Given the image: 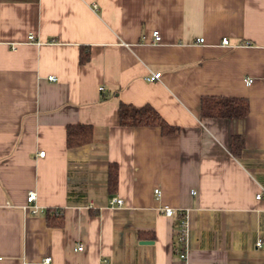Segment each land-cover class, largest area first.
<instances>
[{"label": "crops", "instance_id": "obj_1", "mask_svg": "<svg viewBox=\"0 0 264 264\" xmlns=\"http://www.w3.org/2000/svg\"><path fill=\"white\" fill-rule=\"evenodd\" d=\"M213 95L246 97L251 110L202 117ZM121 102L152 105L176 132L120 125ZM83 123L93 141L68 148V126ZM259 192L264 0H0V264H264ZM53 208L63 225H48Z\"/></svg>", "mask_w": 264, "mask_h": 264}, {"label": "trees", "instance_id": "obj_2", "mask_svg": "<svg viewBox=\"0 0 264 264\" xmlns=\"http://www.w3.org/2000/svg\"><path fill=\"white\" fill-rule=\"evenodd\" d=\"M90 59L89 48L82 47L81 62ZM249 99L238 96H205L201 101V116L216 118H243L250 111ZM119 123L122 126H157L162 133L171 135L177 127L168 123L161 114L150 104L141 107L121 102L119 110ZM94 126L92 124H71L67 130V147L76 148L91 144L94 139ZM245 148V138L241 134H233L231 137L230 150L235 157H241ZM119 167L118 163L109 164L108 188L111 194L118 187ZM47 223L50 226H61L64 223L62 208H53L47 211Z\"/></svg>", "mask_w": 264, "mask_h": 264}, {"label": "built area", "instance_id": "obj_3", "mask_svg": "<svg viewBox=\"0 0 264 264\" xmlns=\"http://www.w3.org/2000/svg\"><path fill=\"white\" fill-rule=\"evenodd\" d=\"M99 7V5L97 3L94 4V8L97 9ZM154 34V38H155V41H160L161 40V34L159 32V30H154L153 32ZM28 39L30 41H36V36L34 34H30L28 36ZM198 41L200 42H203L204 41V38L203 37H200L198 39ZM222 43L224 44H229V38L228 37H224L222 39ZM161 77V72H156V73H151L149 74V76H146V79L148 81H154V80H157ZM49 79H52V80H55V76H50ZM246 82L248 84H250L252 82V79L251 78H248L246 80ZM102 89H104L103 87H101ZM39 154L41 156H43L45 154V151H40ZM156 194L160 195L161 194V190L159 188H156L155 190ZM264 196V192H259L258 195H257V198L260 199ZM35 200H36V192L35 191H30L28 196H27V201H28V204H30V206L32 207L33 211H36V204H35ZM110 202L112 204H117V205H121L123 204V199L122 198H116V197H112ZM162 209V212L168 216H173L175 215V211L174 208L168 206V205H165L163 206ZM188 231H189V227H188V224L186 221H182L181 224H180V231H179V239L181 241V245H182V248H181V252H180V256L182 258H185L186 257V245H187V237H188ZM262 242L261 241H258L257 242V245L261 246ZM79 249H82V246H80ZM50 262V257L48 258H45L44 260V263H49Z\"/></svg>", "mask_w": 264, "mask_h": 264}, {"label": "water", "instance_id": "obj_4", "mask_svg": "<svg viewBox=\"0 0 264 264\" xmlns=\"http://www.w3.org/2000/svg\"><path fill=\"white\" fill-rule=\"evenodd\" d=\"M145 242H147V243H148V242H151V241H145Z\"/></svg>", "mask_w": 264, "mask_h": 264}]
</instances>
